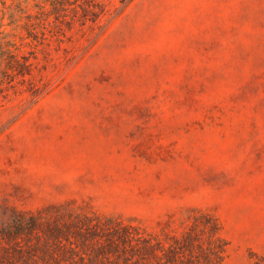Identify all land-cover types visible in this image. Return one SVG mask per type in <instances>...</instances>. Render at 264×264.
<instances>
[{"label":"rangeland","instance_id":"374dc122","mask_svg":"<svg viewBox=\"0 0 264 264\" xmlns=\"http://www.w3.org/2000/svg\"><path fill=\"white\" fill-rule=\"evenodd\" d=\"M42 2L0 0V264L188 263L211 221L264 264V0H114L39 43Z\"/></svg>","mask_w":264,"mask_h":264},{"label":"trees","instance_id":"16d2710c","mask_svg":"<svg viewBox=\"0 0 264 264\" xmlns=\"http://www.w3.org/2000/svg\"><path fill=\"white\" fill-rule=\"evenodd\" d=\"M114 0H43L42 5H38L40 11L38 14H27L24 16L26 19L25 29L27 30V38L34 42H43L46 39L47 33H50L48 25L54 20L57 23H63L68 28L75 25L78 28L90 26L97 23L102 17L111 15L116 9L113 3ZM122 6L130 0H118ZM48 4L50 7L47 9L45 6ZM34 20V21H33ZM37 20V21H35ZM38 26V28H36ZM53 35V33H51ZM210 237L207 238L205 246L199 245V255H196L197 260L194 261L186 258L188 263L183 264H222L224 254L226 251V242L219 234V226L216 222H209ZM190 234H188L189 236ZM186 240V236L183 237ZM188 244L187 241L184 245ZM182 248V247H181ZM169 252H177L176 258L184 255L186 249L177 251L174 246L168 248ZM160 242L154 241L152 236L142 237L141 246H139V258L142 261L154 257L157 264H170L171 260L169 255ZM161 252V255L158 254ZM182 262V258L179 259ZM198 262V263H197ZM148 264V262H147Z\"/></svg>","mask_w":264,"mask_h":264}]
</instances>
